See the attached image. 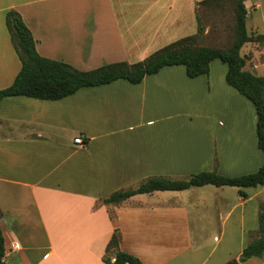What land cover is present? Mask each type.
I'll use <instances>...</instances> for the list:
<instances>
[{"label": "crops", "instance_id": "crops-1", "mask_svg": "<svg viewBox=\"0 0 264 264\" xmlns=\"http://www.w3.org/2000/svg\"><path fill=\"white\" fill-rule=\"evenodd\" d=\"M198 1L0 0V89L21 66L5 24L9 9L21 15L41 56L91 70L141 61L194 34ZM244 4L247 32L264 34V0ZM246 43L245 68L264 74V43ZM226 70L214 59L208 74L193 78L172 65L136 84L118 79L56 100L0 99L5 264H106L115 228L118 248L144 264L238 257L258 227L264 185L205 184L102 201L148 178L235 177L260 167L254 106L226 82ZM79 135L83 144L74 142ZM242 264H264V252Z\"/></svg>", "mask_w": 264, "mask_h": 264}, {"label": "trees", "instance_id": "trees-1", "mask_svg": "<svg viewBox=\"0 0 264 264\" xmlns=\"http://www.w3.org/2000/svg\"><path fill=\"white\" fill-rule=\"evenodd\" d=\"M245 0H201L196 3L195 17L197 30L194 34L178 38L149 54L141 61L127 63L118 61L105 63L91 70H79L69 63L41 56L35 47V40L21 15L14 9L5 14V24L21 66L13 82L0 89V99L8 96L23 95L45 100H56L71 95L82 87L98 86L124 79L136 84L148 75L158 72L165 66L183 65L188 77L208 74L210 62L218 59L227 66L225 80L241 95L250 100L256 112L257 146L262 152L263 162L252 173L228 177L216 171H204L187 178H148L136 187L119 189L104 198L103 203L118 204L126 198L153 190H181L191 186L212 184L230 185L239 188L264 185V74L252 73L245 68L247 55H241L240 49L246 42L264 43V34L248 33L246 30L247 9ZM224 2L231 3L234 11V37L226 47L197 45L204 28L200 9L216 8ZM243 194L242 191H240ZM113 218V215H110ZM249 242L238 257L222 264H242L250 257H260L264 252V203L258 208V227L250 231ZM121 236L114 229L102 257L106 264H144L137 256L120 250ZM113 258V259H112ZM0 264L4 262V240L0 228Z\"/></svg>", "mask_w": 264, "mask_h": 264}, {"label": "rangeland", "instance_id": "rangeland-1", "mask_svg": "<svg viewBox=\"0 0 264 264\" xmlns=\"http://www.w3.org/2000/svg\"><path fill=\"white\" fill-rule=\"evenodd\" d=\"M199 12L204 33L196 41V44L217 47L228 46L234 37V11L231 3L224 2L223 5L216 8L202 7ZM250 45L251 43H245L240 49V53L242 55L247 53ZM258 72L260 74L262 71L258 69Z\"/></svg>", "mask_w": 264, "mask_h": 264}, {"label": "built area", "instance_id": "built-area-1", "mask_svg": "<svg viewBox=\"0 0 264 264\" xmlns=\"http://www.w3.org/2000/svg\"><path fill=\"white\" fill-rule=\"evenodd\" d=\"M74 142L78 143V144H83L84 143V141H83V139H82V137L80 135L74 138Z\"/></svg>", "mask_w": 264, "mask_h": 264}, {"label": "water", "instance_id": "water-1", "mask_svg": "<svg viewBox=\"0 0 264 264\" xmlns=\"http://www.w3.org/2000/svg\"><path fill=\"white\" fill-rule=\"evenodd\" d=\"M251 72H252V73H255L254 69H251Z\"/></svg>", "mask_w": 264, "mask_h": 264}]
</instances>
